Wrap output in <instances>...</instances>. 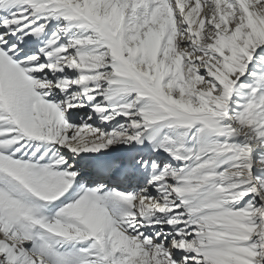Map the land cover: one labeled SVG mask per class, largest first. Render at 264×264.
Returning <instances> with one entry per match:
<instances>
[{
  "label": "snow or ice",
  "instance_id": "1",
  "mask_svg": "<svg viewBox=\"0 0 264 264\" xmlns=\"http://www.w3.org/2000/svg\"><path fill=\"white\" fill-rule=\"evenodd\" d=\"M0 264H264V0H0Z\"/></svg>",
  "mask_w": 264,
  "mask_h": 264
}]
</instances>
